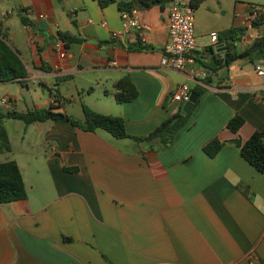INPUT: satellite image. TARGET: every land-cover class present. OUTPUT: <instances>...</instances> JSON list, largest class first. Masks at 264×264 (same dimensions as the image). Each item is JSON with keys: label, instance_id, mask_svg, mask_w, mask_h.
<instances>
[{"label": "crops", "instance_id": "1", "mask_svg": "<svg viewBox=\"0 0 264 264\" xmlns=\"http://www.w3.org/2000/svg\"><path fill=\"white\" fill-rule=\"evenodd\" d=\"M173 2L137 11L150 27L144 43L138 30L123 31L118 4L0 0L6 42L28 72L22 83L0 82L1 101L12 107L0 101L6 113L19 101L8 85L21 84L30 93L29 83L40 82L49 98L26 106H57L80 120L88 106L124 118L130 135L144 137L188 114L187 103L172 100L178 86L201 92L198 107L165 150L62 121L24 123L28 167L43 182L28 183L13 147L0 154V162L18 163L28 193L26 200L0 206V264H264V174L233 143L264 130V76L257 71L262 65L238 60L228 71L212 67L226 50L222 41L212 45L209 39L245 27L250 5L238 17V5L227 13L222 0H205L196 10V62L178 71L162 65ZM257 30L255 38L262 32ZM61 34L82 41L68 44ZM252 42L246 37L237 47L242 51ZM138 44L149 49L138 50ZM125 77L138 96L121 104L115 84ZM237 115L246 122L233 133L227 125ZM215 139L224 146L211 158L205 147ZM74 167L79 170H65Z\"/></svg>", "mask_w": 264, "mask_h": 264}, {"label": "trees", "instance_id": "2", "mask_svg": "<svg viewBox=\"0 0 264 264\" xmlns=\"http://www.w3.org/2000/svg\"><path fill=\"white\" fill-rule=\"evenodd\" d=\"M102 8H106L112 4H118L120 11L133 10H148L154 7L164 9L167 4L174 0H97ZM205 0H191L192 6L197 10ZM264 7V6H263ZM24 25H30V20L23 19ZM262 32L257 34V37L249 44L246 49L239 50L237 43L241 42L247 34L245 27H233L219 34V42L222 41V48H225V55L222 57V62L214 59V65L221 64L222 71L228 68L238 60H248L255 62V60L264 59V14L255 22V27ZM61 37L69 42H81L79 38H71L65 34ZM8 35L1 29L0 25V82H14L22 83L23 79L27 77L28 72L26 65L8 44ZM138 50H148L149 47L138 44ZM208 78V77H207ZM115 88L119 90L117 94L118 103H126L133 101L138 96V91L129 77H125L115 84ZM201 95V92L198 91ZM57 99V96L55 95ZM200 101L198 100L192 111L186 115L179 114L163 124H161L155 131L144 137H135L128 133L126 122L124 118L112 115H106L94 111L88 106H84L85 119L68 115L66 112L60 111L59 107L51 106L48 109H35L28 112H18L16 110L11 112H4L0 107V154H8L12 152V145L5 126L8 119L23 121L26 125L35 123H43L48 121H62L70 123L76 128L83 131L96 133L98 130L106 131L117 139H131L138 144L147 143L152 149L165 150L169 148L176 139L177 133L187 124L191 114L196 110ZM245 119L237 115L229 124L227 129L233 133H238L245 125ZM242 157L256 168L259 172L264 174V130L256 131L251 138L242 142L237 139L234 140ZM224 146L220 139H215L205 147V152L214 158ZM67 172H77L79 168H65ZM28 193L24 181L23 174L18 163L14 160L0 162V206L10 204L16 201L26 200ZM70 241V239H67Z\"/></svg>", "mask_w": 264, "mask_h": 264}, {"label": "built area", "instance_id": "3", "mask_svg": "<svg viewBox=\"0 0 264 264\" xmlns=\"http://www.w3.org/2000/svg\"><path fill=\"white\" fill-rule=\"evenodd\" d=\"M264 14V7L247 8V19L245 28L247 29L246 37L249 40L255 39V22ZM242 12L239 10L237 16L241 17ZM196 9L192 6L191 0H174L170 10L169 17V41L166 46V56L162 60V65L178 71H185L190 65L196 62L194 52L197 49L198 41L195 27ZM122 26L124 32L138 30L142 41L145 43L144 34L150 31V27L139 19L137 11H122ZM115 37H119L121 32L115 33ZM210 43L216 45L219 43V35L217 33L210 34ZM60 54L62 58L67 57V50L60 43ZM114 65H117L116 63ZM260 76H264V67L257 66ZM202 75H206L203 71ZM192 97L191 88L188 85L178 86L172 96V100L177 104L189 103ZM2 105L9 106L8 101L3 99Z\"/></svg>", "mask_w": 264, "mask_h": 264}, {"label": "rangeland", "instance_id": "4", "mask_svg": "<svg viewBox=\"0 0 264 264\" xmlns=\"http://www.w3.org/2000/svg\"><path fill=\"white\" fill-rule=\"evenodd\" d=\"M232 4H235L236 6L238 5L237 10H242L243 5L249 4L250 6L253 7H262L264 6V0H222V8L224 11H230V7ZM240 49V47H239ZM31 92L28 93L26 91V88L23 89L21 84H13V85H8L10 87V90L18 96V105L15 107L16 111L18 112H28L31 110L36 109L38 106H26V102L28 104L34 103L35 105H41L45 99H48L50 94L49 90L45 88L44 86L40 85V82L36 83H29ZM44 96V98H42ZM1 101V98H0ZM8 101V100H7ZM9 106H3L7 109H11V103L8 101ZM44 109L50 108L49 106H42ZM76 118V117H75ZM12 125L9 126V129H7L8 134L10 135V141L13 147V153L16 155V158L22 163L23 166V173L28 180V183L34 181L36 183H42L43 176H38V174H33V172L29 169L28 163L31 161L29 157L25 156L24 154V148L25 143L23 141L24 137V129H25V124L23 121L19 120H13ZM4 156L0 155V160L3 159ZM38 191L35 189L32 191V194L35 195L37 194Z\"/></svg>", "mask_w": 264, "mask_h": 264}, {"label": "water", "instance_id": "5", "mask_svg": "<svg viewBox=\"0 0 264 264\" xmlns=\"http://www.w3.org/2000/svg\"><path fill=\"white\" fill-rule=\"evenodd\" d=\"M256 32L259 33V30H257ZM254 63H255V64H261V65L264 67V59H261V60H255ZM198 98H199L198 94H196V93H193V94H192V97H191L190 102L186 104V107H185V113H189V112L193 109L194 105H195V104L197 103V101H198Z\"/></svg>", "mask_w": 264, "mask_h": 264}]
</instances>
